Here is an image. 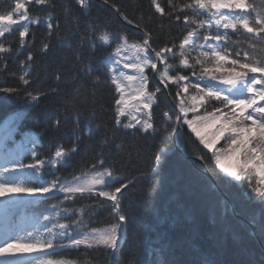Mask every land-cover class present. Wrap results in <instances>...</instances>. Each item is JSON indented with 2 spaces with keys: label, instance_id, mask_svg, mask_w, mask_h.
I'll return each mask as SVG.
<instances>
[{
  "label": "snow or ice",
  "instance_id": "obj_1",
  "mask_svg": "<svg viewBox=\"0 0 264 264\" xmlns=\"http://www.w3.org/2000/svg\"><path fill=\"white\" fill-rule=\"evenodd\" d=\"M71 3L78 12L68 0H13L0 11V64L12 59L19 65L7 74L11 82L0 80V94L5 100L24 98L15 119L22 120L41 99L57 96L62 106L78 100L90 103L85 127L104 129L99 146L87 144L82 151L79 116L84 113L77 111L72 142L63 145L53 138L41 151L43 146L34 137L32 147L14 142L16 129L7 130L5 121L0 139L3 210L55 200L52 210L59 211L53 216L44 208L32 227L8 224L5 217L0 264H79L81 256L102 257L96 264H114L129 227L137 225L138 236L143 228L130 215L126 190L148 179L142 207L154 206L166 179L161 175L162 162L173 147L194 149L190 154L200 168L226 184L246 187L264 208V10L257 11L252 0H167L166 4L149 0L147 11L142 3L133 6L139 13L136 17L115 0H103L111 16L101 25L90 19L81 23L82 16L91 15L93 0ZM57 8L71 16L63 38ZM113 21L120 27L113 29ZM37 32L45 56L54 37L67 48H72L68 41L77 38L73 66L80 64L90 78L83 95L79 87L71 100L61 95L59 69L56 83L35 86L39 73L33 71L32 49ZM82 49L89 60L97 52L105 53L100 72L93 74L90 65H83ZM4 71L0 69V75ZM105 89L108 102L98 104L97 96ZM60 126V118L52 117L44 131ZM118 135L153 141L147 168H137L139 174H133L130 159L127 164L123 158L113 159V146L117 152L123 150L122 142L116 143ZM67 167L72 171L65 174ZM259 228L264 234V222ZM158 251L162 254L164 248Z\"/></svg>",
  "mask_w": 264,
  "mask_h": 264
},
{
  "label": "trees",
  "instance_id": "obj_2",
  "mask_svg": "<svg viewBox=\"0 0 264 264\" xmlns=\"http://www.w3.org/2000/svg\"><path fill=\"white\" fill-rule=\"evenodd\" d=\"M103 2V0H101ZM13 0H0V11L8 8ZM69 6L73 11L78 9L71 0H68ZM149 0H115V3L122 6V10L127 11L129 16H139L134 12V5L142 3L145 11ZM179 2V0H176ZM256 5L257 11L264 10V0H252ZM161 3H167V0H161ZM59 14L61 25L60 36L66 35V26L71 27V16H65L59 8L56 9ZM111 16L107 8L99 3H92L91 15L81 17V23L90 19L93 23L103 25ZM67 22V25H66ZM157 27V25H150ZM35 28V26H31ZM120 25L113 21L112 28L117 29ZM42 31V30H41ZM18 39V33L16 34ZM76 37H73L69 43L72 48L61 46L56 38H53L52 48L47 55H42L39 50L41 42L40 32H37L36 46L32 49L35 53L34 72L39 73L35 86L47 88L56 83L55 74L58 69L61 88V95H67L68 99L75 95V89L80 88L83 95L88 90L90 78L84 75V70L80 64L74 65V49L76 47ZM5 46H8L7 41ZM17 45L13 44V47ZM82 63L90 65L93 74L102 70L105 53L97 52L91 60L88 59V52L82 49ZM23 59V56H21ZM19 65L12 59L0 64V69H6L0 80L9 79L8 73L16 72ZM108 94L105 89L102 94H98L99 103L108 102ZM24 103V98L16 99L8 97L7 100L0 94V139L5 135V121L7 130L16 129L12 134V140L16 143L32 147L33 137L37 145H42L39 150L46 151L49 142L55 138L63 145H69L72 142L71 133L74 130V115L77 111H83L84 115L79 116L80 131L84 139L80 142L81 150L85 149L87 144L94 147L99 146L103 127L96 131L95 125L91 130L85 127V115L90 109L91 104H85L83 100H78L75 104L69 103L62 106L61 98L49 96L41 99L38 105L28 108L25 111L24 118L17 121L16 113L20 111ZM65 107L68 111L65 113ZM67 114L68 119L64 117ZM59 117L61 126L59 130H50L45 133L46 121L52 117ZM103 123V122H101ZM68 133L67 136L64 134ZM111 135V133H109ZM122 142L123 150L117 152L113 146V159H124L125 163L131 161V170L133 174H139L136 169H146V161L154 150V143L151 140L133 139L118 135L116 143ZM12 141H9L11 146ZM180 148V147H178ZM173 147L162 162L161 175L165 181L161 184L155 195L154 206L142 207L146 199L144 190L149 184L148 179L141 180L136 189H129L125 192V202L130 205V215L134 221L143 225L142 234L137 235L135 230L137 225L130 226L127 230L123 248L119 253V260L114 264H158V261L171 259L174 264H199L205 259L215 261V264H264V248H262L255 236L257 235L264 247V234H261L259 225L264 222V208L256 202L246 187H238L234 184L229 185L218 180L210 171V175L215 181L218 189L213 183L202 174L199 164L190 163L178 150ZM192 148H184V153L188 157H193L190 153ZM88 156V159H91ZM46 159V157H45ZM79 156L73 161L77 165ZM65 174L72 171L71 167L64 169ZM41 179H48L42 176ZM255 184V178H253ZM227 198L230 205L227 203ZM57 203L55 200H45L42 203L37 202L33 205L25 206L18 204L15 207L4 209V202L0 203L1 223H5V217L8 224L20 225V219L27 218L35 224L37 214L44 208L50 210L55 216L59 209L52 210V205ZM232 208V209H231ZM245 220L248 224L239 221L234 214ZM42 226V224H41ZM107 225L101 224L100 227ZM23 235V231L20 232ZM4 236L0 235V241ZM135 248L133 249V244ZM163 247L161 254L158 250ZM102 257L81 256L79 264H96Z\"/></svg>",
  "mask_w": 264,
  "mask_h": 264
},
{
  "label": "water",
  "instance_id": "obj_3",
  "mask_svg": "<svg viewBox=\"0 0 264 264\" xmlns=\"http://www.w3.org/2000/svg\"><path fill=\"white\" fill-rule=\"evenodd\" d=\"M94 2H97V3H99L102 7H105L106 8V6H104L103 5V2L101 1V0H93ZM178 148V147H177ZM178 150H179V152L190 162V163H192V164H195V163H197L198 164V162H196L195 160H194V157H188V156H186L185 155V153H184V147H180V148H178ZM201 171H202V174L205 176V177H207L212 183H213V185L218 189V191L220 192V190H219V188L217 187V185H216V183H215V181L213 180V178H212V176L210 175V173L208 172V171H205L204 169H202L201 168ZM221 193V192H220ZM225 198V200L227 201V203L230 205V203L228 202V200H227V198L226 197H224ZM232 209V208H231ZM232 213L234 214V216L239 220V221H241V222H243V223H245L246 225H248L249 226V224L245 221V220H243L242 218H240L238 215H236L235 213H234V211L232 210ZM250 227V226H249ZM254 236H255V238H256V240H257V242H258V244L262 247V248H264L263 247V245H262V242H261V240L259 239V237L257 236V235H255L254 234Z\"/></svg>",
  "mask_w": 264,
  "mask_h": 264
},
{
  "label": "rangeland",
  "instance_id": "obj_4",
  "mask_svg": "<svg viewBox=\"0 0 264 264\" xmlns=\"http://www.w3.org/2000/svg\"><path fill=\"white\" fill-rule=\"evenodd\" d=\"M20 221H21V225H25L27 227H32L34 225V223L27 218H22V220L20 219ZM4 228H5V223H1V219H0V235L2 236H4Z\"/></svg>",
  "mask_w": 264,
  "mask_h": 264
}]
</instances>
